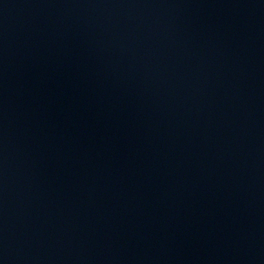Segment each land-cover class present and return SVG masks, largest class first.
I'll return each instance as SVG.
<instances>
[{
    "label": "water",
    "instance_id": "obj_1",
    "mask_svg": "<svg viewBox=\"0 0 264 264\" xmlns=\"http://www.w3.org/2000/svg\"><path fill=\"white\" fill-rule=\"evenodd\" d=\"M0 264H264V0H0Z\"/></svg>",
    "mask_w": 264,
    "mask_h": 264
}]
</instances>
